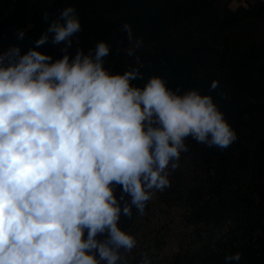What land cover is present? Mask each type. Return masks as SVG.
Listing matches in <instances>:
<instances>
[{
  "label": "clouds",
  "instance_id": "1",
  "mask_svg": "<svg viewBox=\"0 0 264 264\" xmlns=\"http://www.w3.org/2000/svg\"><path fill=\"white\" fill-rule=\"evenodd\" d=\"M41 19L26 50H0V264H128L138 240L122 218L144 216L171 187L186 142L223 150L237 140L212 93L229 97L216 79L204 93L145 77L143 37L127 22L135 60L121 73L105 64V40L72 50L82 30L74 6ZM49 44L58 56L41 50ZM134 257L152 264L148 252ZM241 257L226 253L224 264Z\"/></svg>",
  "mask_w": 264,
  "mask_h": 264
},
{
  "label": "trees",
  "instance_id": "2",
  "mask_svg": "<svg viewBox=\"0 0 264 264\" xmlns=\"http://www.w3.org/2000/svg\"><path fill=\"white\" fill-rule=\"evenodd\" d=\"M68 5L82 26L72 50L105 40L106 66L122 73L135 60L124 51L127 22L134 37H143L136 56L145 77L158 74L173 89L204 93L216 79L229 97L212 93L238 138L223 150L188 140L195 170L185 185L177 177L170 191L188 231L163 264H224V255L236 251L239 264H264V0H0V50L13 44L26 50L46 28L42 12L52 16ZM41 50L60 54L50 44ZM160 209L149 202L144 216L122 218L140 251L160 245L154 229L145 228ZM133 256L129 264L137 262Z\"/></svg>",
  "mask_w": 264,
  "mask_h": 264
},
{
  "label": "rangeland",
  "instance_id": "3",
  "mask_svg": "<svg viewBox=\"0 0 264 264\" xmlns=\"http://www.w3.org/2000/svg\"><path fill=\"white\" fill-rule=\"evenodd\" d=\"M234 4L235 2L231 3L232 6ZM186 143L188 144V141ZM195 160L196 157L190 151V147L188 152L182 153L179 167L170 176L171 187L177 182V177L179 178V185H185L189 182L195 170ZM171 187L164 192H157L150 201L151 203H159L161 207L160 212L155 213L153 217L150 216L151 222L145 225V228L154 229L153 235L158 236V242L160 243L159 246H152L148 250V254L152 258V264H163L165 256L170 255L178 249L180 240H182L188 231L179 222L181 204L174 199L173 193L170 192ZM135 252H140L139 246H137ZM129 262L130 260L128 259V264ZM133 264H137V262L134 261Z\"/></svg>",
  "mask_w": 264,
  "mask_h": 264
}]
</instances>
